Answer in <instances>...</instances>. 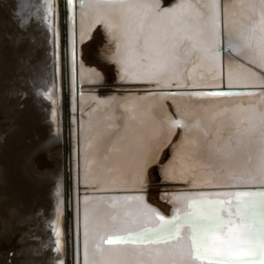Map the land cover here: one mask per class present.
Wrapping results in <instances>:
<instances>
[{
    "label": "bare ground",
    "instance_id": "1",
    "mask_svg": "<svg viewBox=\"0 0 264 264\" xmlns=\"http://www.w3.org/2000/svg\"><path fill=\"white\" fill-rule=\"evenodd\" d=\"M132 2L121 7L86 0L77 8L85 67L77 70L73 59L71 64L81 88L96 91L77 102L78 190H145L147 200L167 213L158 194L170 184L264 183V95L196 98L111 90L137 83L155 89L264 86L261 0H223L226 43L234 55L224 56L222 79L220 60L211 51L217 0H175L161 11L160 0ZM48 8L45 0H0V264L58 259L53 232L59 228L56 202L64 189L66 146L62 122L59 134L52 124L56 98ZM188 36L194 42L181 39ZM59 94L57 85L60 101ZM129 110L137 121H126ZM174 118L191 124V131L171 128L168 120ZM140 119L143 132L135 135ZM40 152L52 168H37ZM94 228L87 230L88 238H95ZM132 250L119 247L98 255L89 246L85 262L148 259ZM176 258L191 263L184 253Z\"/></svg>",
    "mask_w": 264,
    "mask_h": 264
},
{
    "label": "water",
    "instance_id": "2",
    "mask_svg": "<svg viewBox=\"0 0 264 264\" xmlns=\"http://www.w3.org/2000/svg\"><path fill=\"white\" fill-rule=\"evenodd\" d=\"M175 0H169L167 5L160 4L157 11L168 8ZM86 0H51L50 11V28L52 33L51 38V55H52V72H53V89H54V113L52 121L56 134H59V122L62 124L60 132L62 133L65 142V174H64V189H62V200L59 197L56 202V216L58 215L59 222L57 229L55 225L53 237L55 241V253L58 259L55 264H84L85 254L89 246L95 247V254L101 255L96 245L100 235L106 234L105 224L109 222L110 213L116 210L118 201L126 197L143 195L146 198L147 205L156 209L166 218H170L173 212L174 197L181 193L196 194L206 193L215 196L224 192L236 191H252L257 193L253 197H237L236 203L251 201L242 209L234 211L243 217L247 224L241 229H250L252 237L248 240H234L227 245L222 244L221 239L215 240V247L209 246L206 249H201L195 256L189 250L186 243L184 246V254L189 259L190 264H264V183L260 184H236L226 186L213 187H198L187 188L183 185H174L171 188H164L159 191V201L168 206L167 213H164L157 206L151 204L147 200L145 190L142 191H84L81 192L77 188V151L76 143L77 124L80 119V111L78 107L79 97L83 93H96L94 91H85L81 88L80 80L75 78V71L72 67L76 66L77 70L83 66L81 61V40L77 34V8ZM90 2L95 3L94 0ZM97 4V3H96ZM90 39V38H89ZM58 47V50H57ZM116 50V47H115ZM213 53L220 60L221 79L224 77V56L234 55L231 46L226 43L225 25L223 20V0H217V37L216 45L212 48ZM71 54L73 56H71ZM56 59V60H55ZM73 76V77H72ZM58 78V83H57ZM60 83V84H59ZM59 90L60 101L57 98L56 90ZM131 87V88H130ZM144 84H132L128 88H111L115 92L123 93H139L151 95H188L196 98H237V97H255L264 95V86H243V87H221L215 88H142ZM254 93L249 95L248 93ZM214 93H230V95H213ZM208 94V95H201ZM59 106L56 108V106ZM63 119L61 121V112ZM58 110V112H57ZM178 119V118H174ZM177 129L180 128H175ZM176 135V134H174ZM62 137V136H61ZM56 193L59 195V188ZM169 193L171 195H164ZM177 206H181L180 203ZM57 219V217H56ZM94 229L95 238L91 234L86 236L89 229ZM110 234V230L108 233ZM91 239V240H90ZM162 246V245H161ZM160 246V247H161ZM119 247H140L123 240H113L112 243H105L104 250H117ZM148 247V246H143ZM163 247V246H162Z\"/></svg>",
    "mask_w": 264,
    "mask_h": 264
},
{
    "label": "snow or ice",
    "instance_id": "3",
    "mask_svg": "<svg viewBox=\"0 0 264 264\" xmlns=\"http://www.w3.org/2000/svg\"><path fill=\"white\" fill-rule=\"evenodd\" d=\"M95 3L105 6H134L132 0H94ZM51 11V0H45ZM264 8V0H261ZM83 8V3L81 4ZM194 42V37L188 36L181 39ZM117 45V52L119 51ZM119 62V61H117ZM249 95L254 94L249 92ZM208 95V94H201ZM213 95H230V93H214ZM138 116L134 110H129L126 121H137ZM171 128L192 129L191 124H186L182 119H169ZM144 121L140 119L139 127L134 134L143 132ZM147 167L148 161L142 162ZM164 195H171L164 193ZM257 193L252 191L224 192L211 196L206 193L187 194L181 193L174 197L173 212L166 218L156 209L147 205L143 195L126 197L118 201L116 210L110 213L109 222L105 224L106 234L100 235L96 248L104 251L105 243L113 240H123L140 247L134 248L133 253H147L148 259L115 261L113 264H183L177 256H182L187 243L192 255L206 249L215 247V240L221 239L227 245L234 240H248L252 237L250 229L241 230L247 221L239 216L235 209H242L251 201L236 203L237 197H253ZM180 203L181 206H177ZM110 230V234L108 233ZM163 247H160V246ZM148 246V247H143ZM87 264V261L85 262Z\"/></svg>",
    "mask_w": 264,
    "mask_h": 264
},
{
    "label": "rangeland",
    "instance_id": "4",
    "mask_svg": "<svg viewBox=\"0 0 264 264\" xmlns=\"http://www.w3.org/2000/svg\"><path fill=\"white\" fill-rule=\"evenodd\" d=\"M56 149H53V152H55ZM35 165L38 169L41 171L45 169H50L53 167V163L49 159L48 155L46 153L40 152L37 154V156L34 159Z\"/></svg>",
    "mask_w": 264,
    "mask_h": 264
}]
</instances>
